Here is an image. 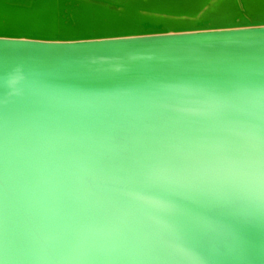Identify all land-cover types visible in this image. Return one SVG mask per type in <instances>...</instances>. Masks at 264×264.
Segmentation results:
<instances>
[{
    "label": "water",
    "instance_id": "1",
    "mask_svg": "<svg viewBox=\"0 0 264 264\" xmlns=\"http://www.w3.org/2000/svg\"><path fill=\"white\" fill-rule=\"evenodd\" d=\"M234 2L0 0V264H264V0Z\"/></svg>",
    "mask_w": 264,
    "mask_h": 264
},
{
    "label": "bare ground",
    "instance_id": "2",
    "mask_svg": "<svg viewBox=\"0 0 264 264\" xmlns=\"http://www.w3.org/2000/svg\"><path fill=\"white\" fill-rule=\"evenodd\" d=\"M83 1H84V3L90 4V5H94V6L98 5L99 7L103 6L106 9H107V7L114 9L118 13L123 14V15H130L132 13L137 12L138 9H139V11H145L142 9V7L139 6L141 3L149 4L155 0H142V1L135 0V1H137V3L133 2V3H130V5L124 6V7H116L115 5H113L115 3L111 4L112 2H110L109 0H83ZM179 1L183 4V8H182V10H180V12L178 14L173 16L174 17L173 20H179V21L183 20V21H187V22H190V21L194 22V20H196V19H199L201 17H206L210 12L211 13H218L221 11H227L228 12V11H232L234 8H237L234 0H197L195 3H194L195 0H179ZM258 1L259 0H246L248 7H250L254 12H256V14H257L256 3ZM192 3H194V4L192 5ZM206 5H208V6H207L206 10L202 13V15L197 16V17H190L192 14L196 16L198 11ZM190 7H192V8L188 12L189 13L188 16H185L183 13ZM148 11H146L145 13H150ZM231 13H230V15H231ZM234 13L238 14L239 12H234ZM155 14L156 15H158V14H165L166 15L169 13H155ZM158 19L164 20V19H166V17L160 16ZM224 19H228V18L225 17ZM212 20H215V19H212ZM212 20H211V22H212ZM223 25L224 24L221 23V24H216V25H203V26H204V28H208L209 26L220 27ZM192 27H196V26H188V27H184V28H192ZM169 28H172V27H169Z\"/></svg>",
    "mask_w": 264,
    "mask_h": 264
}]
</instances>
